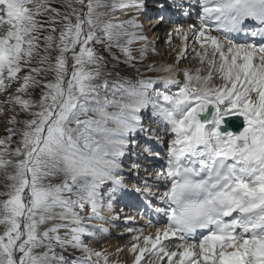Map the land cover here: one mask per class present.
I'll list each match as a JSON object with an SVG mask.
<instances>
[{"label":"snow or ice","instance_id":"snow-or-ice-1","mask_svg":"<svg viewBox=\"0 0 264 264\" xmlns=\"http://www.w3.org/2000/svg\"><path fill=\"white\" fill-rule=\"evenodd\" d=\"M169 4L185 17L199 6L198 23L175 32L198 43L202 67L178 66L185 44L177 64L148 66L163 75L98 83L108 60L96 45L133 67L134 51L147 55L138 18L115 16L139 0H0V114L12 113L0 138V264H111L85 237L108 232L90 222L107 220L121 191L153 198L166 218L128 229L132 264H264V0ZM149 108L171 134L166 168L130 188L123 158L136 133L155 131L141 122ZM69 248L84 255L69 262Z\"/></svg>","mask_w":264,"mask_h":264},{"label":"bare ground","instance_id":"bare-ground-1","mask_svg":"<svg viewBox=\"0 0 264 264\" xmlns=\"http://www.w3.org/2000/svg\"><path fill=\"white\" fill-rule=\"evenodd\" d=\"M139 2L141 4H143L144 0H139ZM141 9V8H140ZM118 13H116L115 15L119 14L121 17H122V20H129L130 19V16L132 15L131 13L132 12H137V10L135 9H132V10H127L125 12H120V11H117ZM140 13H142V11H140ZM144 16H142V20H143V23L145 25H147L145 28H144V24L143 25V33L147 36V42H146V47L148 49V52H147V55L144 57L143 60L145 59H150V57H152V61L150 62L155 68H159L160 66L162 65H168V64H177V53H179L182 49H184V46L185 44L187 45L186 47V51L188 52V57L186 59H181L178 63V66L180 68H191L193 71L196 69V68H201V64H200V61H199V58L196 57L195 53L192 51V48L193 46L195 45L197 48H198V43L195 42L192 37H191V34L189 33V39L187 41H184L183 38H182V34L181 35H177V39L178 41L176 40L175 43L178 45V49L176 50V52L173 50V49H170V50H166L165 48L163 50H160L159 47H155V43L156 45H159L160 43H157V40H158V36L160 33H157L156 34V37L155 36V31L157 29H160L161 26H162V23H158L159 24V28H157V26H155L153 29L151 28V20H146L147 16H149L148 14L146 13H142ZM194 15L196 13H193ZM140 20V18H138V21ZM154 23H156V21H154ZM198 22H189L187 25L183 26V28L185 30H187L188 26L189 25H194V24H197ZM150 26V28H149ZM148 31V32H147ZM153 33L154 32V36H152L151 34L149 35V33ZM169 39L171 40V35L169 36ZM172 41V40H171ZM141 43H144V42H139L135 45H133L134 49H138L140 46H141ZM174 43V44H175ZM154 44V46H153ZM152 49H155V52L159 53V57L155 58V54H153V51ZM159 49V50H157ZM162 49V48H161ZM164 51V52H163ZM135 52V51H134ZM138 53V52H137ZM173 54H175V56L173 57ZM149 55V56H148ZM138 59L137 60H140L139 59V55L137 56ZM154 57V59H153ZM191 58V59H189ZM188 64V66H187ZM203 67H207V65H204ZM154 74L152 76H158V75H163V73H158L156 71H154ZM137 74V73H135ZM201 74H207V69L203 70ZM143 76V75H142ZM215 76V74H214ZM178 77L179 78H183L182 74H178ZM216 82H220L219 79H216L215 80ZM159 87H162V85L158 84ZM149 111L148 110H145L144 112H147ZM143 113V112H142ZM154 120H159V118L157 117H153L151 116ZM160 121V120H159ZM141 122L143 124V120H142V115H141ZM162 122V121H160ZM145 124H143L144 126ZM159 127V129H153L155 131H153L151 137H148V134L144 135L143 137H145V143L146 141H149L151 143L154 142V144H152V146L147 149V147L143 146V139H141V137H137V133L135 134V136L133 137V139L135 140V144H129V147H128V155L126 157L123 158V166L124 168L126 169V171L124 173H122L124 176H125V182L129 184L130 188H135L137 186L139 187H143L144 184H143V180L145 177H152L157 171H160V168H157L156 167V157L154 156V153H158V152H152L153 150V146L158 144V146H161L163 149H164V152H167V148H168V144L166 142V139L168 137L171 136V134H166L167 133V128H168V125L165 123V122H162L161 124H158L157 125ZM145 129H151V127L149 126H144ZM138 133H141V132H138ZM159 137L160 140L163 141V144L161 145L160 143L157 142V140H152V137ZM131 157L133 158V164H140L141 167H140V170H139V173L137 172H131V167H128L127 165L129 161H131ZM163 158L162 155H160L158 157V160H161ZM130 176H133L134 180L132 181V179L130 178ZM148 187L151 191H156V192H161L163 191L164 189L163 188H156L152 185L151 181H149V184H148ZM127 194L130 196V200L131 202H127V203H121V202H118V203H115V200L112 201V209H114V211H109L107 210V208L104 210V213L103 214H106L109 222L108 224L106 223L107 220H105L104 222H95L97 225H102L104 228L108 229V232L107 233H103L101 234L102 235V238L104 239H111L112 241H108L107 242V245L106 247L103 249V250H106V252L108 253V255L110 256L111 260L114 262V264H132V257H133V254L129 251V252H124V248L121 249V251H118V249H120L124 244L128 243H132L133 241V236L136 235L135 232H131L130 234L128 233V229H138V228H143L145 227L146 225H149L150 221L148 223H144L142 224V226L140 227H136L134 225V223H138V218H137V221H136V218L134 217L133 218V214L135 215H142L141 213H134V211L132 210H129V204H133L134 206H140L141 203L144 201L145 205L148 206V202H147V199H145L146 197L140 195V194H137L135 193L134 191H126ZM149 199H152L149 197ZM106 201V200H105ZM118 215H121V216H129V218H125V219H122V223L126 224L127 225V221H130L132 223V226L129 227H118L117 230L118 231H114V228H113V224H115L116 221L115 218L118 216ZM143 217V215H142ZM147 217L145 216L144 219H146ZM156 222H157V219H155L154 221L151 222V228L150 229H147V230H150V231H155L156 228H158L159 226L156 225ZM116 225V224H115ZM109 228H113L112 230H109ZM99 234V233H98ZM129 236L125 237V235H128ZM113 236H116L115 238ZM113 237V238H112ZM118 238H121L119 239L118 241ZM104 239H102L101 241L99 242H102ZM93 242V241H92ZM102 243H97L96 246L99 247L101 246ZM127 246V245H126Z\"/></svg>","mask_w":264,"mask_h":264},{"label":"rangeland","instance_id":"rangeland-1","mask_svg":"<svg viewBox=\"0 0 264 264\" xmlns=\"http://www.w3.org/2000/svg\"><path fill=\"white\" fill-rule=\"evenodd\" d=\"M52 6H54V7H57V8H60V10L63 12V11H67L68 9H66V8H64V7H62L61 6V4H58V3H53V5ZM118 16H120L119 14H117ZM137 18H139V17H137ZM145 18H147V17H145ZM119 20H122V18H120ZM124 20V19H123ZM146 20H149L150 21V19L149 18H147ZM152 22V21H151ZM149 28H150V26H149ZM151 28H152V25H151ZM153 29V28H152ZM172 33V29H170V34ZM152 35V36H154V32L152 33H149V35ZM172 36H173V34H172ZM166 37H167V35H166ZM171 40L173 41V45L172 46H165L164 45V41H162V43H160L159 45H156V43H155V47H159V49L160 50H163L164 48L166 49V50H170V49H173L175 52H176V50L178 49V45L175 43V41L177 40L178 41V39H172V37H171ZM171 40L169 39V36L167 37V42H171ZM175 43V44H174ZM153 46H154V44H153ZM96 47H97V49L100 51V53L102 54V55H104L105 57H106V59L108 60V62H109V55H108V53H107V51L103 48V46L102 45H96ZM169 47V48H168ZM162 48V49H161ZM116 49H113V51H115ZM158 50V49H157ZM164 52V51H163ZM158 53V52H157ZM52 55H53V57L56 55V53L55 52H53L52 53ZM149 56V55H148ZM175 56V54H173V57ZM155 58H157V57H159V55H156L155 54V56H154ZM154 57H153V59H154ZM144 59V58H143ZM137 60L136 62H135V67H134V69H133V73L135 74V73H137V74H139V75H136L135 77H138V79L140 78V75H145V74H147V73H150V74H148L149 76H148V78L149 77H151L150 75H153L154 74V72H153V70H149V65H152L150 62L152 61V57H150V59L151 60H149V59H145V60ZM189 59H191V58H189ZM148 62V63H147ZM187 66H188V64H187ZM203 69L205 70V69H207V67H203ZM120 71H121V68L119 69ZM121 73L123 74V73H125V72H122L121 71ZM130 76H132V75H130ZM119 77H122V76H119ZM135 77H132L133 79L135 78ZM145 77V76H144ZM181 79H183V78H181ZM214 80H216V77L214 76ZM216 82V81H215ZM217 83H220V82H217ZM13 87H15V85H13ZM39 92H40V90L39 89H37L36 90V92L34 93V95L36 96V97H38L39 96ZM145 114V113H144ZM11 115H12V113H8V112H6V113H4L2 116H1V127H0V129H1V131H4L7 127H10V126H12V125H10L9 123H8V121H9V119L11 118ZM19 119H24L25 117H24V115L23 114H21L19 117H18ZM155 122H157V123H155ZM150 123H152V124H161L162 122H159V121H152V120H148L147 119V122H145V124L146 125H149ZM153 129H157V128H159V127H156L155 125H154V127H152ZM146 134H149V136H151V134H150V132L148 133V132H143V135H146ZM153 138H155V137H153ZM146 144L147 145H149L148 144V142H146ZM3 178L2 177H0V191H3L4 190V188H3V182L1 181ZM116 224V225H115ZM115 224H113L114 226H113V228H114V231H118L117 230V228L119 227L120 228V226H118V222H116ZM112 228V229H113ZM111 228H109V230H112Z\"/></svg>","mask_w":264,"mask_h":264}]
</instances>
